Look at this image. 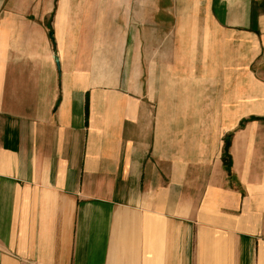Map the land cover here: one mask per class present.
<instances>
[{
	"label": "crops",
	"instance_id": "obj_1",
	"mask_svg": "<svg viewBox=\"0 0 264 264\" xmlns=\"http://www.w3.org/2000/svg\"><path fill=\"white\" fill-rule=\"evenodd\" d=\"M0 264H264V0H0Z\"/></svg>",
	"mask_w": 264,
	"mask_h": 264
}]
</instances>
